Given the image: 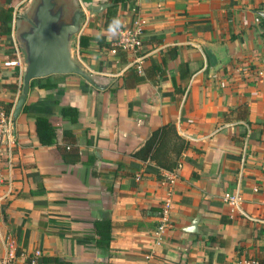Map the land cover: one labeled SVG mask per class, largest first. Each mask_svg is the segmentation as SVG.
<instances>
[{
  "label": "crops",
  "instance_id": "1",
  "mask_svg": "<svg viewBox=\"0 0 264 264\" xmlns=\"http://www.w3.org/2000/svg\"><path fill=\"white\" fill-rule=\"evenodd\" d=\"M60 1L69 15L112 4ZM31 2L0 0L12 12L11 31ZM109 8L85 13L80 36L94 42L82 56L79 39L75 47L78 64L108 80L106 89L72 74L30 84L12 168L0 170V259L11 237L12 264H29L36 252L37 264H264V19L256 13L264 0H126L112 30L104 28ZM137 15L146 20L141 74L131 56L105 49ZM11 33L0 30V106L13 111L22 71L5 65L14 57ZM204 46L218 58L214 67ZM62 108L75 115L63 117ZM38 117L54 128L53 144L39 143ZM167 124L186 144L176 158L177 140L166 142L172 170L137 155ZM235 191L244 215L223 201ZM170 192L172 228L156 245Z\"/></svg>",
  "mask_w": 264,
  "mask_h": 264
},
{
  "label": "water",
  "instance_id": "2",
  "mask_svg": "<svg viewBox=\"0 0 264 264\" xmlns=\"http://www.w3.org/2000/svg\"><path fill=\"white\" fill-rule=\"evenodd\" d=\"M102 4L99 7L75 9L69 15L66 6L60 0H35L26 15H20L23 27L18 29L15 38L22 57V85L20 95L13 109V120L20 114L27 99L30 83L33 80L52 75H77L97 90L107 88L108 80H97L75 59V47L78 44L85 13L98 14L111 7ZM264 19V9L256 12ZM214 67L218 58L204 46ZM214 61V62H213ZM195 222L188 231H195Z\"/></svg>",
  "mask_w": 264,
  "mask_h": 264
},
{
  "label": "built area",
  "instance_id": "3",
  "mask_svg": "<svg viewBox=\"0 0 264 264\" xmlns=\"http://www.w3.org/2000/svg\"><path fill=\"white\" fill-rule=\"evenodd\" d=\"M145 25L146 20L141 15H137L129 27H118L116 29V39L108 50L111 55L123 53L126 56H131L130 66L139 74L142 73V63L145 58L143 45ZM15 30V21H13L11 35L14 40V57L12 60L5 63V65L18 67L22 71V57L19 45L16 42ZM14 129L15 122L13 120V111L0 106V170L3 165H5L8 170L12 168L11 163L16 142ZM169 178L171 181H174V176H170ZM223 201L227 204L232 213L236 212L240 215H244L241 210L242 197L238 191L224 193ZM172 208L173 201L170 192L162 201L158 212L157 228L154 232V241L156 245L160 244L164 233L172 228ZM5 247L8 249V254L5 258L0 259V264H12L15 259L16 246L11 237L6 238ZM39 255V252H36L33 257L29 259V264H37ZM150 257V254L145 255L147 260H149ZM236 264H258V262L256 260H240L237 261Z\"/></svg>",
  "mask_w": 264,
  "mask_h": 264
},
{
  "label": "trees",
  "instance_id": "4",
  "mask_svg": "<svg viewBox=\"0 0 264 264\" xmlns=\"http://www.w3.org/2000/svg\"><path fill=\"white\" fill-rule=\"evenodd\" d=\"M109 1L113 4V6L107 10V13L105 15L104 28L107 30H112L116 25V23H114L117 19L116 8L118 7V5L125 2L126 0H109ZM11 23H12V12L0 10V30L4 34L11 33ZM92 42H94V40L91 37L84 35H81L79 37L78 53L80 56L84 54L85 49L90 47ZM110 48H111V44L105 46V49L107 51ZM119 55H123V53H120ZM31 83H33V81H31ZM43 87L48 88L49 86L46 85ZM5 108L9 110L10 106H6ZM61 115L63 117L73 116L75 115V109L62 108ZM35 126H36V135L41 145H51L55 142L56 140L55 130L46 119L40 117L36 118ZM173 137H175V140H177V144H175L174 145L175 147L173 148L174 150L173 153L175 154V157L178 158L180 153L186 149V144L183 143V141L179 140V137L176 134L175 127L171 124H167L166 126H163L160 130L155 131L151 135V137L147 140V142L145 143V145L137 155H140L141 157L143 156L144 158L148 156L149 159L155 161L161 169L172 170L177 166V161L176 160L172 161L169 158L168 160L164 159L162 150L165 147H167L166 142H168V139L170 140V138ZM159 158L164 160L160 161ZM52 262H54V264H68L62 261L60 262L58 260H52Z\"/></svg>",
  "mask_w": 264,
  "mask_h": 264
},
{
  "label": "rangeland",
  "instance_id": "5",
  "mask_svg": "<svg viewBox=\"0 0 264 264\" xmlns=\"http://www.w3.org/2000/svg\"><path fill=\"white\" fill-rule=\"evenodd\" d=\"M34 2H35V0H32V2L30 3V5H29L27 8H25V9L23 10V14H24V15H26L27 13L30 12V10H31V8H32V6H33V4H34ZM23 25H24L23 22L19 19L18 29L22 28Z\"/></svg>",
  "mask_w": 264,
  "mask_h": 264
},
{
  "label": "clouds",
  "instance_id": "6",
  "mask_svg": "<svg viewBox=\"0 0 264 264\" xmlns=\"http://www.w3.org/2000/svg\"><path fill=\"white\" fill-rule=\"evenodd\" d=\"M114 23H117V24H118V23H119V21H115Z\"/></svg>",
  "mask_w": 264,
  "mask_h": 264
}]
</instances>
